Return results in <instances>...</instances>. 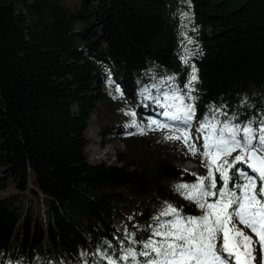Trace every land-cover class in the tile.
Here are the masks:
<instances>
[{"label": "trees", "instance_id": "16d2710c", "mask_svg": "<svg viewBox=\"0 0 264 264\" xmlns=\"http://www.w3.org/2000/svg\"><path fill=\"white\" fill-rule=\"evenodd\" d=\"M193 65V129L216 109L258 127L264 0H0V264H107L94 254L147 239L162 206L202 215L175 190L197 175L164 156L162 131L127 127L119 163L85 150L97 101L119 87L138 121L161 119L143 90L187 93Z\"/></svg>", "mask_w": 264, "mask_h": 264}, {"label": "snow or ice", "instance_id": "6c2138e0", "mask_svg": "<svg viewBox=\"0 0 264 264\" xmlns=\"http://www.w3.org/2000/svg\"><path fill=\"white\" fill-rule=\"evenodd\" d=\"M182 16L187 18L188 13ZM185 38L188 44L193 43L191 38ZM182 60L187 64L188 56ZM198 79L193 65L185 85L187 93L173 87L153 96L149 89L143 90V99L162 109L163 120L149 118L142 124L137 122L135 111L125 115L132 117L126 127L136 128L139 134L166 130L165 140L180 141L193 156L200 155L206 175H197L194 183H179L175 190L193 202L202 215L185 216L168 204L160 217L171 219L156 217L150 236L142 241L130 233L128 239L133 246L122 248L119 255L97 251L94 255L100 261L106 260L107 264H264V120L258 127H254L253 121L245 125L221 122L220 110L216 109L211 116L197 122L194 140L196 106L186 100L195 101L193 85ZM115 91L123 95L119 87ZM200 140L202 144L198 146ZM137 244L141 245L139 249L134 246ZM82 256L87 257V253Z\"/></svg>", "mask_w": 264, "mask_h": 264}, {"label": "rangeland", "instance_id": "374dc122", "mask_svg": "<svg viewBox=\"0 0 264 264\" xmlns=\"http://www.w3.org/2000/svg\"><path fill=\"white\" fill-rule=\"evenodd\" d=\"M112 101L110 106H99V102L97 101L94 112L89 117L88 125L85 129V150L90 162L104 161L110 164L119 163L116 159V154L124 149V142L121 135L127 129L126 125L132 121L131 116L125 115V112L131 111V107L128 101L119 95H114ZM160 117L162 116L160 115ZM147 121L148 119L146 118H141L140 121L137 120V122L142 124H146ZM104 124L106 126H103ZM161 131L163 132V136L158 137L164 143L162 146L164 156L195 175H203V170L193 160L195 157H200V155L193 156L180 141L165 140L164 135L166 130ZM150 133L145 135L148 137ZM196 135L195 129H192L194 140ZM198 142L197 145L199 146L201 143ZM188 153L192 158H185ZM7 193V190L0 192V196ZM166 207L167 205L162 206L159 208V211H164Z\"/></svg>", "mask_w": 264, "mask_h": 264}, {"label": "bare ground", "instance_id": "6f19581e", "mask_svg": "<svg viewBox=\"0 0 264 264\" xmlns=\"http://www.w3.org/2000/svg\"><path fill=\"white\" fill-rule=\"evenodd\" d=\"M93 112H94V110H92V111H91V114H90V115H92V114H93ZM87 125H88V123H87ZM86 128H87V127H86Z\"/></svg>", "mask_w": 264, "mask_h": 264}]
</instances>
